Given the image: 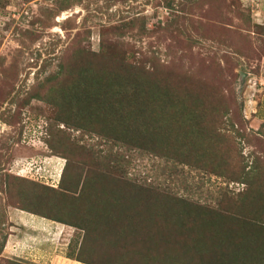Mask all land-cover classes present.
I'll return each mask as SVG.
<instances>
[{"label": "rangeland", "instance_id": "rangeland-1", "mask_svg": "<svg viewBox=\"0 0 264 264\" xmlns=\"http://www.w3.org/2000/svg\"><path fill=\"white\" fill-rule=\"evenodd\" d=\"M117 81L138 99L153 86L125 127ZM160 110L181 160L146 148L161 135L139 123ZM132 184L148 222L166 214L161 254L121 215H145ZM193 236L190 264L227 248L264 264V0H0V264H172Z\"/></svg>", "mask_w": 264, "mask_h": 264}, {"label": "trees", "instance_id": "trees-1", "mask_svg": "<svg viewBox=\"0 0 264 264\" xmlns=\"http://www.w3.org/2000/svg\"><path fill=\"white\" fill-rule=\"evenodd\" d=\"M59 69H61V67H59ZM59 72H60V70L56 74H58ZM132 83H135L134 80L132 81ZM138 83L145 90V93H144L145 96H142L141 99L140 98L138 99L139 96H135L136 93L132 90V88L130 86L126 87L124 85V81H120V83H118V81H117L115 84H109L108 96H110L109 97L110 99H108V100L110 101V103L108 104V106L110 108L111 114L112 113L114 114L112 118L120 127L123 125L125 127L126 122H129V123H131V121L133 122V119H134L133 114H139L140 115V113L142 111H146L148 108H150V109L154 108V106H155V105H153L154 102L151 101V98L153 96L152 95L153 86L150 87L147 85L146 86L147 88H146L141 82H138ZM55 88H54V91L58 93V97H56V96L50 97L49 99H47L48 101L46 100V102H51L50 100L53 99V102L56 103V98H58L57 101H59L60 95L62 97L67 96V93L63 91L64 90L63 87L61 89V84L58 85L57 89H55ZM117 95L119 96L118 98H116ZM62 97H61V99H62ZM163 99H165V98H163ZM170 104H172V103H170ZM176 105H177V107L175 109H181L183 111V103L182 102L177 101ZM127 108H129V109H127ZM190 114L193 116V118H192L193 121L191 119L192 123L190 124V126L192 127V124H193V127L196 130L198 125H199V120L197 119V121H194V119L196 118L194 111L191 110ZM139 115H138V117H140ZM165 123L169 124V121L162 114L161 110H160L159 114L157 112H155L153 115L148 114L146 121L139 123L140 125H142L140 127L143 130L142 136H146L149 138L154 133H155V135H157V134L161 135L160 139H162V141L151 142L148 146L146 145L147 146L146 148L148 149V151L159 153L162 156H166V154L167 155L169 154L170 158H172V159L177 158V159L181 160L179 158L182 155V152H181L182 150H179V148H180V145H179L180 136L178 134H176L175 132H172V134H170L169 130L166 129L163 125ZM144 125L150 127L152 131H150V130L147 131V128H144ZM174 127L177 128L176 126H174ZM149 132H151V133H149ZM130 138H131V142L133 143L132 144L133 147H135L137 149L143 148V147H141L142 143H143V142H141L142 138L137 140V137L134 134H131ZM157 143H160V144H157ZM131 186L135 189L134 191L137 190L139 192V193L135 192L139 196V198H142V199H139L142 201V206L139 209L146 211V212H143L145 215L144 216H142L140 214L138 215L136 213V211L133 210L132 216H129L130 211L132 209L130 207H128V205L126 208L120 209L121 212H124V213H121V215L123 218H128L129 220L131 219V221L133 222L135 228H131V229L133 231H135V235L138 238H140L141 249H142L143 245L147 249L148 244H150V246H152V248L149 250L147 249L148 250L147 254H149V253H151L153 255L154 254H161L158 252V250H159V248H162V246H163V248H162V251H163L164 243L165 244L167 243L168 245H172V246L175 243V240L172 238L173 237L172 234L166 233L163 230L162 223L165 222L166 220H168L167 218H165L166 214H164V210L162 207L154 209L155 213L152 215V218H157V219H154L152 223L148 222L146 217L148 214L151 215V213H148V212L152 209V207L149 205V200H148L151 191L149 190V188H147L148 191L147 190L145 191V188L147 186H142L139 189L134 184H132ZM155 197L160 202H162L163 198H164V200L168 199V201L174 205H178V203H184L185 202L183 199H181L179 197H174V196L169 197V195L167 193H162V192L160 194L157 192ZM160 197L162 199H160ZM149 207H151V208L148 209ZM134 208H136V205ZM71 217L74 218V216H71ZM82 221H83V217L77 216V222L79 225H77L75 223H74V225L76 227H79L80 222H82ZM165 224H167V223L165 222ZM253 229H254V227H253ZM253 233H254V231H253ZM254 234H252L250 236V238L251 237L252 238L257 237V232ZM236 236L237 235H234V236L232 235L231 237L234 238ZM228 240H231V238H229ZM259 242L261 243V239L259 240ZM197 245H198V243L195 241V237L193 236L189 242L190 248L193 249L192 251L184 252L182 254L180 251L174 250L173 258H175L174 260H176L177 263H175L172 260L173 261L172 264H190L192 262L191 261L192 255L193 256L195 255L194 257H196V253H197V255H199L201 253V249L197 250ZM235 249L243 250L242 246H239V245L236 246ZM144 254H145V252H144ZM217 254H218V256L216 258L217 259L216 264H235V262L238 259V257L235 258V254L231 250H229L228 248L222 252L218 251ZM186 255H189V259L188 260L185 259V261H184L183 257ZM170 258H172V256H170ZM259 261H260L259 253H257L255 251V253L253 255L249 254L248 258L246 256H244V257L241 256L239 264H249V262H251V264H253V263H257Z\"/></svg>", "mask_w": 264, "mask_h": 264}]
</instances>
